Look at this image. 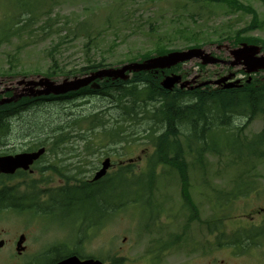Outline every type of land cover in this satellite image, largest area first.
Returning <instances> with one entry per match:
<instances>
[{"label":"rangeland","instance_id":"374dc122","mask_svg":"<svg viewBox=\"0 0 264 264\" xmlns=\"http://www.w3.org/2000/svg\"><path fill=\"white\" fill-rule=\"evenodd\" d=\"M25 1L34 4L28 8L29 11L25 9L18 18L9 22L11 30L6 31L2 28L9 17L19 11L20 0H0V91L6 88L20 90L22 86H17V83L23 78L36 80L37 77H45L61 83L64 79L81 77L80 70L94 62L118 67L138 61L141 55L153 53L160 46L171 52L184 51L186 46L194 43L205 44L206 52L230 60V50L235 46L229 42L218 44L217 40L233 35L252 19L248 11L233 8L232 3L225 0ZM235 1L252 8L258 21L254 30L243 35L264 41V0ZM262 52L264 54V50ZM199 63L194 59L177 68L176 74L186 79L198 76L203 81L215 78L217 74L225 75L228 70L238 73V77L242 75L240 68L201 67ZM254 77L264 81V73ZM146 107L149 110L152 106L148 104ZM93 115L102 119L106 127L91 129L85 124L80 136L71 138L57 153L48 151L41 163L33 167L32 174L0 182L15 186L20 193L31 191L29 187L33 180L40 181L37 184L41 190L59 188L66 182L60 171L65 172L67 168L59 171L47 165H67L69 169L78 166L86 171L81 177L91 179L100 167L102 155H110L112 159L113 167L109 174L121 166H128L131 159L135 160L132 170L136 175L147 173L153 150L145 137L151 127L149 121L144 118L136 125H128V137L122 142L123 145L129 143L125 149H120L123 145L110 146L109 131L120 124L116 121L118 113L108 98L98 95L41 103L13 117L6 137L0 142V156L28 152L36 147L39 139L48 145L44 139H49L51 130L59 126L62 130L58 133L73 131L75 135L76 123ZM243 125L244 120L237 118L231 127L233 130L242 127L238 133L242 141L264 129L261 117L245 128ZM182 139L186 140L180 137V141ZM88 143L91 145L86 150ZM257 151V155H264V139ZM220 155L230 154L223 152ZM138 157H141L140 161H136ZM187 159L189 193L200 219L213 218V201L218 193L230 192L235 177L243 174L257 191L239 199L228 210L221 232L229 235L248 223L259 228L263 226L264 214L258 211L264 209V158L245 173L226 169L225 160L213 157L204 160L202 167L197 166L191 156ZM153 187L147 196L156 212L150 214L147 206L143 207L144 210L131 206L130 210L119 213L100 230L90 231L80 246L84 257L103 260L107 264L112 256L127 259L123 264H264V244L238 254L236 247H217L219 231L208 235L204 226L187 220L189 212L176 171L167 166L158 167ZM26 212L0 213V240L5 242L0 249V264H40L52 246L64 244L71 247L76 242L73 222L78 212L72 211L64 217L69 212L54 209L52 217L47 220L45 215ZM21 234L26 238L25 251L18 256L15 244ZM178 237L179 246L175 247L173 242ZM167 242L171 247L159 251Z\"/></svg>","mask_w":264,"mask_h":264},{"label":"trees","instance_id":"16d2710c","mask_svg":"<svg viewBox=\"0 0 264 264\" xmlns=\"http://www.w3.org/2000/svg\"><path fill=\"white\" fill-rule=\"evenodd\" d=\"M209 1L220 2L222 0ZM225 1L226 3L231 2L238 10L248 11L252 14V20L250 24L235 31L233 35H226L217 41H227L235 45L242 42L253 43L261 45L264 50V41L243 35L254 30L258 25L253 10L235 0ZM33 4V2L28 4L27 1L20 0L19 11L15 12L13 17H9L2 30L10 31L9 22L18 18L25 9L28 10ZM202 45L204 44L194 43L185 48L201 47ZM168 52L166 47L160 46L155 48L153 53L150 51L141 55L140 60L150 58L151 54L160 56ZM105 67L108 66L102 62H94L80 71L84 76ZM168 73L164 71V75ZM161 74L136 73L127 81L103 80L99 82L100 89L97 91L84 88L75 93H69L65 97H50V100L54 101L89 95L108 98L109 104L118 113L116 121L120 123L116 125L118 128L114 125V128L112 127L109 131L111 132L109 134L110 146L123 145L125 137H128L126 135L129 130L128 125H136L146 118L151 127L146 131L145 137L153 150L148 160L149 167L146 174L136 175L132 166L128 165L121 166L116 172L107 174L99 181L90 182L89 179L81 177L86 171L77 166L68 170L69 175L65 176L64 187L58 189H38L37 183L40 181L36 180L31 181L29 187L31 191L28 193H20L16 187H0V210L6 208L19 212L38 206L49 215L54 209L69 212L64 214V217H68L72 211L78 212L77 219L73 222L76 242L71 247L64 244L52 246L46 253V256L50 255V257L44 264H54L70 255H75L79 259L86 258L81 253L80 246L82 241L88 238V233L100 230L119 213L127 209L130 210L131 206H138L142 209L147 206L150 208L149 212L154 214L153 204L150 203L147 195L152 193L154 172L160 166H167L176 171L181 182L184 204L189 212L187 220L189 222L196 221L204 226L208 235L216 231L220 232L216 241L217 247H236L238 254H245L250 248H256L264 242V230L253 226L239 228L229 235L221 232L224 228V220L228 216V210L239 198L248 197L252 194L251 192L255 191L252 183L246 181L250 180L248 177L245 179L243 174L235 177L232 190L227 194L220 192L214 199L215 215L213 218L202 220L199 217L198 208L191 199L187 175L189 165L187 158L189 156L200 167L203 166L204 160L213 157L219 161L225 160L226 169H236L244 173L249 171V168H254L255 164L264 157V155H257L258 147L264 139V129L244 141L239 138L241 136L238 134L242 127L237 128L238 130L231 129L237 118L244 120V128L257 117H261L264 124V81L253 78L250 83L244 82L240 89L233 90L187 91L175 88L172 91H166L159 85ZM47 98H23L16 103L0 106V142L6 137L9 131V122L13 117L48 101ZM148 104L152 106L149 110L146 107ZM90 117L93 120H90ZM90 117H84L81 122L76 123L77 133L75 135L73 131L58 133L62 130V127L59 126L53 131L51 130L49 139H44L48 145L39 139L35 146L45 147L47 152L57 153L71 138L80 136L85 124H88L91 129L106 127L102 119L94 115ZM180 137H184L186 140L180 141ZM89 145L91 143L85 146L86 150ZM128 145L129 143H125L120 149L123 150ZM223 152L230 155H220ZM102 157L111 159L110 155H102ZM55 170H59V168ZM47 194L49 201H44ZM179 238L173 243L178 244ZM170 244L167 243L158 250H165ZM126 260L122 257L112 256L107 262L108 264H123Z\"/></svg>","mask_w":264,"mask_h":264},{"label":"water","instance_id":"95a60500","mask_svg":"<svg viewBox=\"0 0 264 264\" xmlns=\"http://www.w3.org/2000/svg\"><path fill=\"white\" fill-rule=\"evenodd\" d=\"M260 49L256 46L242 44L239 48H236L230 52L232 56V61L228 64L232 67L242 66L245 73L251 74L258 71H264V55L258 56ZM200 60L202 65H214L221 63L209 54L205 53L201 49H188L181 52H171L163 56H158L154 58L147 59L140 63H130L122 66L119 69H102L91 73L90 76L84 77L82 79L75 78L72 81L64 80L61 84H55L48 79L41 78L38 81H20L18 85L24 84L26 89L23 90L21 94H14L10 98L0 99V106L4 104H10L11 102H16L22 97H39L48 95H63L68 92L77 91L84 88L94 82L95 80H101L103 78H109L113 80H126L128 77L126 73H137V72H148L169 69L177 64L184 63L190 60ZM233 77L230 76L222 77L217 82L213 84H221L223 89H233L238 88L239 80L234 82H229ZM180 76L171 75L166 76L160 83L161 87L165 90H171L176 84L180 83ZM249 81V80H248ZM191 82L185 81L180 83V88H186ZM209 84V82L201 83L197 87H203ZM39 88V90H37ZM91 89H99V86L94 82L91 84ZM45 150L43 148L32 152V153H22L16 154L15 156H3L0 157V174L11 175L16 170L22 169L24 171L28 170L34 161H36L41 155H43ZM109 159H106L101 169L95 174L93 181H97L106 175L109 169ZM24 241V237L19 238L17 243V252L20 250V246ZM3 242H0V248ZM55 264H104L100 260L96 259H85L80 260L76 256L67 257Z\"/></svg>","mask_w":264,"mask_h":264},{"label":"flooded vegetation","instance_id":"af4514ba","mask_svg":"<svg viewBox=\"0 0 264 264\" xmlns=\"http://www.w3.org/2000/svg\"><path fill=\"white\" fill-rule=\"evenodd\" d=\"M221 76H217L216 77V79L215 80H217L218 78H220ZM199 82H201L198 78L195 80V82H194V84H197V83H199ZM15 92L16 91H14L13 89L11 90V91H9V92H7L9 95H7V96H11V95H13V94H15ZM41 161L42 160H40V161H38L37 163H35L34 164V166L33 167H35L36 165H38L39 163H41ZM47 167H52V168H55V169H57V168H67L66 170H65V172L62 170V171H60V173L63 175V176H66L67 174H68V170H69V168H68V166L67 165H61V166H59L58 164H54V165H47ZM23 248H25V247H23ZM25 251V250H24Z\"/></svg>","mask_w":264,"mask_h":264}]
</instances>
